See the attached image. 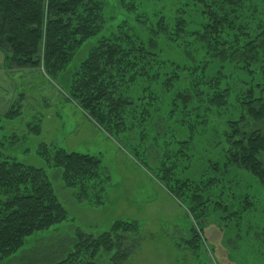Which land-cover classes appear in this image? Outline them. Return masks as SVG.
Listing matches in <instances>:
<instances>
[{"label": "trees", "instance_id": "16d2710c", "mask_svg": "<svg viewBox=\"0 0 264 264\" xmlns=\"http://www.w3.org/2000/svg\"><path fill=\"white\" fill-rule=\"evenodd\" d=\"M139 2L119 0L128 13ZM104 5V0H0V50L9 68L41 67L55 78L86 41L106 30L68 81L69 97L90 121L117 137L144 121L157 97L169 91L170 115H178L190 133L188 141L160 156L157 174L166 190L183 198L202 221L223 175L243 171L264 186V131L258 128L264 123V65L257 68L260 58L264 62V0H187L166 14H154L153 20L138 14L136 28L122 20L112 30ZM160 38L179 47L197 43L205 57L189 66L167 62L155 50ZM213 61L220 64L214 73ZM226 66L234 70L231 81ZM241 71L245 79H237ZM212 117L227 148L215 160L210 159L215 152L207 150L204 174L191 179L185 176H191L187 146L210 139ZM31 130L39 133L36 125ZM214 147L217 143L208 149ZM36 154L47 167L60 170L63 185L75 191L77 200H87L96 190L97 157L45 144ZM66 218L44 169L0 156V262L28 236ZM139 230L135 221H116L97 237L78 231L76 250L56 264L81 263L80 255L90 258L86 264H124L131 251L124 244L137 245ZM200 235L199 229L190 230L187 244L194 253Z\"/></svg>", "mask_w": 264, "mask_h": 264}, {"label": "rangeland", "instance_id": "374dc122", "mask_svg": "<svg viewBox=\"0 0 264 264\" xmlns=\"http://www.w3.org/2000/svg\"><path fill=\"white\" fill-rule=\"evenodd\" d=\"M182 1L141 0V6L128 13L119 0H104L106 25L112 30L125 20L136 28L138 14L145 13L153 20L154 14H166ZM105 34L106 30L86 41L66 70L55 78L46 76L41 67L10 69L0 50V156L44 169L67 214L65 221L28 236L0 264H56L76 250V232L97 237L109 231L116 221H135L140 229L135 236L137 245H130V241L124 244L125 249L131 250L124 264H264V186L256 178L243 171L223 175L220 185L210 193L202 221L196 219L197 213H190L183 198L173 196L158 179L162 153L188 141L190 133L178 115H170L169 91L157 97L144 121L135 122L131 130L117 137L98 128L69 97L72 70ZM188 42L179 47L160 38L155 50L167 62L189 66L205 56L197 43ZM261 61L262 58L257 68L264 65ZM219 66L216 61L211 63L213 73ZM224 71L231 81L229 75L234 78V70L226 66ZM236 77L245 79L242 71ZM261 78L257 80L263 81ZM145 96L149 102L147 91ZM10 111L11 117H7ZM35 125L39 127L37 135L31 130ZM218 127L220 124L212 117L210 139L190 141L186 152L191 156V176L185 173L186 177L197 179L204 174L207 150L215 152L210 158L215 160L221 157L217 153L227 148ZM258 128L264 131V123ZM216 143V148L208 149ZM41 144L100 160V178L87 200H77L75 191L63 185L60 170L45 165L36 154ZM192 228L201 232L196 253L187 244ZM80 260L81 263L72 264L91 261L87 255H80Z\"/></svg>", "mask_w": 264, "mask_h": 264}]
</instances>
